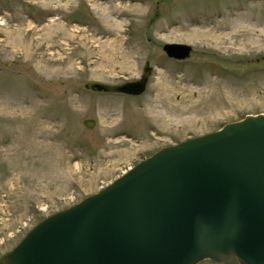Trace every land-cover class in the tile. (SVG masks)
<instances>
[{
  "label": "rangeland",
  "instance_id": "1",
  "mask_svg": "<svg viewBox=\"0 0 264 264\" xmlns=\"http://www.w3.org/2000/svg\"><path fill=\"white\" fill-rule=\"evenodd\" d=\"M16 1L0 0V259L159 148L264 114V0ZM166 42L191 53L170 59ZM144 61L139 95L83 87Z\"/></svg>",
  "mask_w": 264,
  "mask_h": 264
},
{
  "label": "water",
  "instance_id": "2",
  "mask_svg": "<svg viewBox=\"0 0 264 264\" xmlns=\"http://www.w3.org/2000/svg\"><path fill=\"white\" fill-rule=\"evenodd\" d=\"M190 45L161 50L183 60ZM151 73L85 89L139 95ZM95 121H81L91 128ZM264 264V114L166 145L33 225L0 264Z\"/></svg>",
  "mask_w": 264,
  "mask_h": 264
},
{
  "label": "flooded vegetation",
  "instance_id": "3",
  "mask_svg": "<svg viewBox=\"0 0 264 264\" xmlns=\"http://www.w3.org/2000/svg\"><path fill=\"white\" fill-rule=\"evenodd\" d=\"M15 2L13 3H16L17 1L16 0H13ZM127 1H130V2H138V1H144V0H127ZM153 6L155 9H158V8H167V9H172L173 8V0H155L153 2ZM30 10H32V7L31 6H27ZM153 15H156V13L154 12ZM162 46V45H161ZM160 46V48H161ZM191 53V49H190V52H189V55ZM165 55V54H164ZM166 56V55H165ZM167 57V56H166ZM172 59V58H170ZM175 60V59H173ZM176 61H179V60H176Z\"/></svg>",
  "mask_w": 264,
  "mask_h": 264
}]
</instances>
